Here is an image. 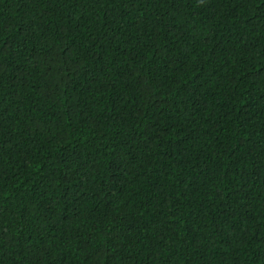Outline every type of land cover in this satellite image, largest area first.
Wrapping results in <instances>:
<instances>
[{"label": "trees", "instance_id": "obj_1", "mask_svg": "<svg viewBox=\"0 0 264 264\" xmlns=\"http://www.w3.org/2000/svg\"><path fill=\"white\" fill-rule=\"evenodd\" d=\"M0 264H264V0H0Z\"/></svg>", "mask_w": 264, "mask_h": 264}]
</instances>
